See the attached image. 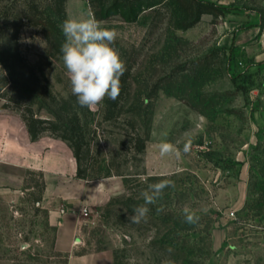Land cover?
Masks as SVG:
<instances>
[{"label":"rangeland","instance_id":"obj_1","mask_svg":"<svg viewBox=\"0 0 264 264\" xmlns=\"http://www.w3.org/2000/svg\"><path fill=\"white\" fill-rule=\"evenodd\" d=\"M184 1L105 0L112 14L97 20L115 30L126 71L117 100L106 97L93 111L72 94L62 55L24 17L35 4L62 31L66 19L94 15L89 0H65L63 14L56 0H0V105L12 97L42 118L75 113L84 137L77 160L67 140L28 134L52 149L56 169L47 183L45 165L26 167L18 200H0V264H69L72 256L90 264H264V66L224 38L264 29V0H205L221 13L198 18ZM5 124L18 133L23 126L25 140L20 111L0 109ZM189 138L181 158L159 155L161 142L182 148ZM163 178L175 186L130 222L141 192ZM184 206L197 224L185 222ZM63 215L77 225L68 252L54 246Z\"/></svg>","mask_w":264,"mask_h":264},{"label":"clouds","instance_id":"obj_2","mask_svg":"<svg viewBox=\"0 0 264 264\" xmlns=\"http://www.w3.org/2000/svg\"><path fill=\"white\" fill-rule=\"evenodd\" d=\"M62 32L65 37L60 47L62 60L70 80L72 94L76 96L78 104L95 111L106 97L116 101L121 91V77L126 71V66L119 51L112 46L117 36L115 30L103 27L101 22L89 13L83 19H66L62 24ZM191 143L189 138L181 148L172 142H161L158 145L159 155L161 157L174 155L179 159L183 154L190 152ZM137 179L147 182L144 176ZM174 186V181L168 178L147 184V188L141 192L144 203L133 209V214L128 216V220L139 223L145 219L150 211L148 205L155 204L162 197L165 188ZM182 212L186 223L191 225L198 223L199 217L190 207L184 206Z\"/></svg>","mask_w":264,"mask_h":264},{"label":"crops","instance_id":"obj_3","mask_svg":"<svg viewBox=\"0 0 264 264\" xmlns=\"http://www.w3.org/2000/svg\"><path fill=\"white\" fill-rule=\"evenodd\" d=\"M231 32V34H225V40L229 44L243 48L255 64L264 66V29L259 26H251L232 29ZM25 132L26 138L22 141L23 126H21V133H18L16 129L13 130L10 124L0 127V200L8 203L18 200L21 193L23 172L26 167L35 166L39 162H41L39 165H45L47 183L50 181L48 176L56 169L55 164L51 165L48 160L52 149L47 148V146H40L36 141H31L27 130ZM46 190L48 195L52 189L48 186ZM76 229L75 222L70 220L67 215H63L55 234V248L63 252L71 251L74 246ZM84 258L72 256L69 264H90V261Z\"/></svg>","mask_w":264,"mask_h":264},{"label":"trees","instance_id":"obj_4","mask_svg":"<svg viewBox=\"0 0 264 264\" xmlns=\"http://www.w3.org/2000/svg\"><path fill=\"white\" fill-rule=\"evenodd\" d=\"M123 1L124 0H115V3L123 4ZM182 1L184 0H181V2ZM56 2L57 14H63L65 0H56ZM89 3L93 9L96 19L105 18L112 14L110 11L103 12L105 0H89ZM184 5H186V3H184ZM187 7L194 8L196 10V18H198V16H200L202 13H221V7L218 4L205 0H190V3L187 4ZM24 17L25 23L29 26L37 28L42 33L49 46L56 53L62 55L60 47L64 42L65 37L57 23L45 12L40 11L38 6L35 4L29 5L27 13H25ZM11 98L12 97H10L9 100H13V103H3L0 105V109L20 111L22 120L32 140L37 139L43 132L48 131L61 137L62 139L67 140L73 150L75 158L77 160L80 159L84 145V137L80 128L79 118L75 113L74 116L67 119H62L57 115L54 119L42 118L35 114L33 110V103L23 102Z\"/></svg>","mask_w":264,"mask_h":264}]
</instances>
